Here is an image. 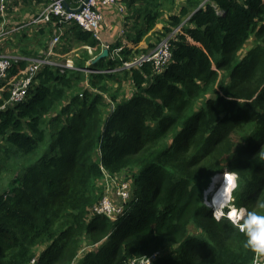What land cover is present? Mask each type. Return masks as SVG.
I'll list each match as a JSON object with an SVG mask.
<instances>
[{
  "label": "trees",
  "instance_id": "16d2710c",
  "mask_svg": "<svg viewBox=\"0 0 264 264\" xmlns=\"http://www.w3.org/2000/svg\"><path fill=\"white\" fill-rule=\"evenodd\" d=\"M120 1L138 16L120 56L91 63L100 43L70 21L82 43L74 67L43 65L10 103L28 57L47 49L52 17L0 81V264H138L154 254L152 264H251L238 225L215 218L203 196L213 183L238 208L261 211L264 0H152L144 13ZM149 31L173 35L165 68H122L158 44ZM123 172L122 210L93 212L105 176Z\"/></svg>",
  "mask_w": 264,
  "mask_h": 264
},
{
  "label": "built area",
  "instance_id": "2783aa9c",
  "mask_svg": "<svg viewBox=\"0 0 264 264\" xmlns=\"http://www.w3.org/2000/svg\"><path fill=\"white\" fill-rule=\"evenodd\" d=\"M16 0H0V16H3L9 6L14 3ZM119 0H74V4H67V0H47L46 6L43 10L40 11L38 16L33 20L34 22H49L52 17H57V21L60 23H67L70 21H75L84 31L90 32L92 37L100 42L102 49L108 50L109 57H115L120 53L121 48L113 47L110 43L105 42L101 39L99 33V28L102 22V14L98 10L97 5L101 3L103 5H117L118 10L124 13L125 6L118 5ZM81 5L79 11H75ZM70 9L68 10L67 7ZM179 26L176 27L173 33H176ZM10 30L6 29L4 22L0 24V81H6L9 79V75L13 66L14 60L18 59L19 56L11 55L2 50L1 44L5 40L6 35L9 34ZM166 37L161 39V41L154 47L153 50L149 52H142L138 55L131 57L128 60L123 61L122 68L130 69L132 67H140L143 64H150L155 72H160L165 68L166 63L171 57V39ZM60 41V35H54L48 44L47 49L43 52L42 55L30 58L28 67L25 70L24 75L14 82L10 97L8 101L10 103L22 101L25 96L27 89L31 83L33 76L43 65H62L65 67H72L71 60L67 59L64 62H56L52 56L55 55V47ZM85 72H104V70H92L85 68ZM106 181V193L101 197L98 204H96L92 211L98 214H103L109 217L110 219H115L118 214V209L120 208L117 204L111 199H107L109 196V191L114 190L115 194L123 201H125L129 195L125 192L128 191V183L122 180L120 183L116 181L114 177L109 175L105 176ZM111 181V184L108 183ZM116 182V183H115ZM115 183L116 187L111 189V186ZM107 199L108 206H105L102 202ZM239 224V223H238ZM237 224V225H238ZM155 254L150 257H143L139 259L138 264H152ZM133 262V261H132ZM29 264H35V260L31 259ZM251 264H264V256L260 257L256 255Z\"/></svg>",
  "mask_w": 264,
  "mask_h": 264
},
{
  "label": "crops",
  "instance_id": "0c3cea01",
  "mask_svg": "<svg viewBox=\"0 0 264 264\" xmlns=\"http://www.w3.org/2000/svg\"><path fill=\"white\" fill-rule=\"evenodd\" d=\"M118 2V5H122L123 7L125 6L124 3L120 0ZM153 2L154 1L152 0H135L134 5L137 8L145 7L142 10V13H144L147 8L153 7ZM69 3L74 4V1H70ZM69 3L67 2V4ZM46 4L47 0H16L9 6L6 13L1 17L0 24L3 21L6 29L10 30L9 34H7V39L8 42H11L14 47L10 49L11 51L12 49H14V55H19L21 57L19 49L22 46H26L29 49H34L38 38L41 35L40 31H47L49 29V22L33 21L38 16L40 11L43 10ZM97 8L101 12L103 17L99 28V33L103 41L110 43L113 47L121 48V50L123 49V47L128 46L129 44H134L132 42V39L136 34V31L132 26V20H137L138 16H129V14L132 13L133 9H128L126 7L124 13H122L118 10L117 5H103L101 3H98ZM136 15H139V13L136 12L135 16ZM67 23H60L58 21V25L52 23L54 26H50L53 28V32L51 33L52 36L50 34L46 39V41L48 42L47 45L49 44V41L51 39L50 36L53 37L56 34L60 35L59 46L56 49L55 53V55H59V57H53L55 61L62 59L61 62H64L67 59H73L72 56L77 55V53L75 54L74 49L77 47V45L82 44L80 43V41L74 38L72 34L69 33V22ZM145 44V40H141L138 43V46L145 47ZM100 48L101 53V51L103 50L101 44ZM38 49L41 50L40 54H43L44 48L42 49V47H38ZM59 50L62 52L60 53ZM107 56L109 55L107 54ZM118 56H120L119 53L115 57Z\"/></svg>",
  "mask_w": 264,
  "mask_h": 264
},
{
  "label": "rangeland",
  "instance_id": "374dc122",
  "mask_svg": "<svg viewBox=\"0 0 264 264\" xmlns=\"http://www.w3.org/2000/svg\"><path fill=\"white\" fill-rule=\"evenodd\" d=\"M179 1H181V0H177V3H179ZM98 6V5H97ZM126 8V7H125ZM165 17H166V14H165ZM163 21V23L165 22V20L163 19L162 20ZM163 23H159V24H157V31L161 28V26H162V24ZM147 35H145V38H149V40L151 41V43H155V44H157V43H159L160 41V39L161 38H158V36L156 35V32H155V34L154 33H152L151 31H149V32H147L146 33ZM147 36V37H146ZM6 40H4L3 42H2V46H1V48H2V50L3 51H5L6 53H8V54H11V55H13L14 56V49H12V51L10 50L11 48H14L13 47V45L11 44V42H8V39H7V35H6V38H5ZM159 41V42H158ZM60 42V41H59ZM145 42H146V40H145ZM146 44H147V42H146ZM146 44H145V47H146ZM58 46H59V43L57 44V46L55 47V49H57L58 48ZM148 48V47H147ZM154 49V47L153 48H151L150 50L149 49H147V51L146 52H149V51H151V50H153ZM74 51H75V49H74ZM77 52L75 51V54H76ZM77 54H79V53H77ZM97 56V55H96ZM95 56V57H96ZM73 57V56H72ZM95 57H93V58H95ZM56 58V57H55ZM71 60V62H72V67H69V68H73L74 66V63H73V59H70ZM61 61H62V59L61 60H56V62H58V63H61ZM120 77H122V76H120ZM124 84V83H123ZM124 87H125V92H127V87H126V84H124ZM233 174V176L234 177H232L233 178V180H232V182L233 183H235V175H234V173H232ZM114 178H115V180L116 181H122L123 179H125V173L123 172V173H121V174H116L115 176H114ZM123 178V179H122ZM212 181V180H211ZM108 183L109 184H111V181H108ZM116 183V182H115ZM115 183L111 186V188H110V190L111 189H113V188H115L116 187V185H115ZM216 184H218V182L216 183ZM210 185V184H209ZM209 187V186H208ZM216 188V187H215ZM208 189V188H207ZM132 190V189H131ZM125 193H127L128 195H129V193H128V191L127 192H125ZM218 193H227L226 191H224V190H221L220 192H218ZM229 194V193H228ZM213 196H212V191H209L208 193H206V190L204 191V196H203V201L205 202V204L208 206V207H210V209H211V212H212V215L216 218H227V216H226V213L229 211V210H232V209H235V212H238L239 214H238V216L241 214V211H243L242 209H239L237 206H235L234 204H232V198H231V191H230V194H229V198H228V200H227V202L225 203V204H221V206H220V210H221V214H220V216H217L216 214H215V205L212 203V201H213ZM107 199L108 200H110L111 201V199L117 204V206H120V204H121V202H122V200L117 196V194H115V191L114 190H112V191H109V196L107 195ZM107 199H105L102 203L105 205V206H108V200ZM237 207V208H236ZM122 210V207H120L119 209H118V213L120 212ZM237 218L238 217H235V218H231L232 220H233V224H235V225H237L238 223H239V221H237ZM241 218V217H240ZM237 223V224H236Z\"/></svg>",
  "mask_w": 264,
  "mask_h": 264
},
{
  "label": "clouds",
  "instance_id": "9594fccd",
  "mask_svg": "<svg viewBox=\"0 0 264 264\" xmlns=\"http://www.w3.org/2000/svg\"><path fill=\"white\" fill-rule=\"evenodd\" d=\"M223 174L226 175L227 173ZM229 180L231 182L233 178L229 177ZM231 187L232 190L235 191L237 185L235 183H231ZM257 208L261 211H246L245 208L241 207L239 208L243 210L241 211V214L238 216V212H233L232 217L235 218L237 216V221L240 222L238 224V229L245 237L243 247L250 250L254 254L264 255V201H259ZM229 220L233 222L232 219Z\"/></svg>",
  "mask_w": 264,
  "mask_h": 264
},
{
  "label": "bare ground",
  "instance_id": "6f19581e",
  "mask_svg": "<svg viewBox=\"0 0 264 264\" xmlns=\"http://www.w3.org/2000/svg\"><path fill=\"white\" fill-rule=\"evenodd\" d=\"M219 177H221L222 179L224 178V176H219ZM211 184H213V183H210L208 189H206V193H208L209 191H212V196H213L212 203L215 205V210H216L215 214L217 216H220V214L222 213L221 210H220V206H221V204H225L227 202V200L229 198L230 191H229V194L228 193H218L223 188H221V187H219V186H217L215 184H213V185H211ZM217 187H219L221 189H219ZM233 212H235V209L229 210L228 213H226V216H227L228 219L232 218V213Z\"/></svg>",
  "mask_w": 264,
  "mask_h": 264
},
{
  "label": "water",
  "instance_id": "95a60500",
  "mask_svg": "<svg viewBox=\"0 0 264 264\" xmlns=\"http://www.w3.org/2000/svg\"><path fill=\"white\" fill-rule=\"evenodd\" d=\"M66 7H67L68 10H70V9L68 8V6H66ZM80 8H81V5H80L78 8H76L75 11H79ZM107 54H108V50H107V49H103V50L101 51V53H99V54H98V55L92 60L91 63H95V62L98 61L99 59L106 57Z\"/></svg>",
  "mask_w": 264,
  "mask_h": 264
}]
</instances>
